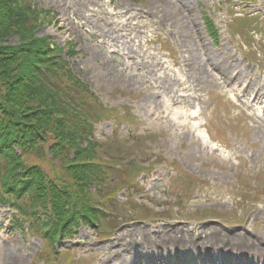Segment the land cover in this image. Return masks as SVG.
Masks as SVG:
<instances>
[{
    "label": "rangeland",
    "instance_id": "rangeland-1",
    "mask_svg": "<svg viewBox=\"0 0 264 264\" xmlns=\"http://www.w3.org/2000/svg\"><path fill=\"white\" fill-rule=\"evenodd\" d=\"M38 1L54 13L52 23L40 27L38 35H51L60 45L66 40L77 42L80 53L76 68L81 76L91 82L105 102L133 106L137 118L125 120L122 129L159 130L164 136L156 141L152 154H163L168 167L178 160L183 169L209 179L210 185L201 198L188 203L189 209L212 207L225 210L229 216L227 220L214 218L207 222H194L192 218L165 226L166 229L172 235L186 234L194 239L193 230L204 228L209 234L207 243L216 239L214 232L241 235L245 227L226 224L238 223L246 214L236 205L239 194L244 192L240 176L256 186L259 194L258 186L263 183L259 178L264 176V127L250 123L226 105L241 103L245 109L256 111L260 123H264L263 95L255 92L264 80V71L250 59L249 49L230 38L226 26L228 10L223 0ZM249 7L264 13V0ZM203 11L213 15L221 30L218 44L204 27ZM11 41L15 43L16 39ZM115 88L132 91L135 96L111 95ZM155 101L158 110L155 124L150 125L146 111L148 104ZM111 130V124L105 123L99 132L109 136ZM160 167L150 183L161 188L170 180L163 178ZM170 169L175 176L181 173L175 166L170 165ZM253 193L246 195L251 197ZM258 200L249 204L251 216L247 214L246 220L251 223L257 221V208L264 210V196ZM9 215L7 209L0 208V264H37L33 256L41 247L40 241L11 229ZM261 218L259 228L264 231V212ZM150 232L154 235L155 228L133 224L122 228L119 238L82 240L80 247L89 254V260L96 259L94 264H151L150 249L148 256L140 243ZM248 234L249 231L244 236L248 238ZM116 243H121L122 256L113 253ZM181 256L187 257L184 251ZM202 257L207 261L204 264H216L212 253L203 255L197 251L190 256L194 261ZM226 260L228 264H241L232 255Z\"/></svg>",
    "mask_w": 264,
    "mask_h": 264
},
{
    "label": "trees",
    "instance_id": "trees-1",
    "mask_svg": "<svg viewBox=\"0 0 264 264\" xmlns=\"http://www.w3.org/2000/svg\"><path fill=\"white\" fill-rule=\"evenodd\" d=\"M13 4L17 6L16 1ZM16 10L18 14L10 18L15 19L11 24L13 31L28 29L29 12L25 16L20 14L19 9ZM9 32H0V39ZM42 63L43 58L38 56L34 68L46 83L41 86L27 87L23 80L17 79L19 75L16 71L12 73L0 69V167L5 166L7 177H14L12 185L19 184V189H13L7 183V186H1V193L19 201L30 191L34 205L51 202L53 216L60 224L66 225L68 220L78 217L96 219L97 211L92 208L95 202L88 183L101 180L102 155L94 148L81 147L89 131L76 130L82 123L88 126L80 113L91 103V98L86 90H79L80 94L73 97L65 89L63 100L55 98L52 89L63 87L51 81L44 71H39ZM62 108L65 112L61 111ZM16 144L23 146V156L14 152ZM46 146L60 159H71L69 154L74 151L71 161L77 162V166L71 171L52 163L45 155ZM35 161L51 166L39 168L34 166ZM40 187H43L41 191L38 190ZM52 230L54 234L61 232L57 226Z\"/></svg>",
    "mask_w": 264,
    "mask_h": 264
}]
</instances>
